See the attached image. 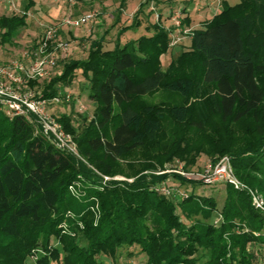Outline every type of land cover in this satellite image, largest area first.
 Listing matches in <instances>:
<instances>
[{
    "label": "trees",
    "instance_id": "16d2710c",
    "mask_svg": "<svg viewBox=\"0 0 264 264\" xmlns=\"http://www.w3.org/2000/svg\"><path fill=\"white\" fill-rule=\"evenodd\" d=\"M126 1L120 0L122 8ZM24 4L28 11L36 0ZM222 4L205 27L194 30L189 51L181 52L166 69L161 56L168 51L171 36L161 22L148 26L151 34L113 49H104L103 38L95 39L86 58L63 63L61 73L43 91L48 98L58 95L73 84L78 70L88 79L96 107L94 119L83 125L84 134L72 113L55 114L85 156L103 154L114 162L160 133L167 117L182 124L190 118V105L197 102L204 108L210 101L223 121L247 115L254 119L251 143L236 151L227 142L210 156L216 162L218 154H228L235 174L264 195V0ZM27 18L26 12L0 15V47L28 24ZM185 22L190 23L189 15ZM159 88L181 94L183 102L163 107L143 103L144 95ZM192 97L197 101L189 103ZM215 130L216 143L221 131ZM183 160L186 167L194 165ZM169 176L143 173L122 183L124 188L106 192L89 188V194L101 201L100 222L94 225L83 217L87 226L83 238L68 237L57 227L64 213L72 209L80 215L87 208L69 187L82 177L97 184L98 175L59 149L32 121L10 119L0 110V264H23L40 241L48 245L55 238L61 246L40 264H105L102 255L117 264L120 249L135 246L146 254L147 264H255L264 251V212L252 205L249 193L229 183L213 184L225 189L219 205L214 197L194 193L202 182L174 174L178 184L172 186L186 188L189 197L158 195L152 187ZM150 203L154 214L146 217Z\"/></svg>",
    "mask_w": 264,
    "mask_h": 264
},
{
    "label": "rangeland",
    "instance_id": "374dc122",
    "mask_svg": "<svg viewBox=\"0 0 264 264\" xmlns=\"http://www.w3.org/2000/svg\"><path fill=\"white\" fill-rule=\"evenodd\" d=\"M16 1V0H15ZM37 6L29 10L28 24L25 27L20 28L18 34L11 40L0 47V57L3 59L2 64L9 63L6 60L8 57H14L23 54L26 50L33 48L41 40L48 27L56 25L59 21L71 13L73 15H80L85 12L95 10L98 16L94 22L83 25L80 28H59L58 38L63 39L67 43L73 42V40H79V42H73L69 47L72 48V54L61 57L57 60V66L54 71L37 81L29 82V87L41 92L44 97L43 89L48 82L54 77L55 74L61 73L63 69V63L69 59L85 58L87 56L90 43L93 39H104V49H113L116 44L122 46L130 41H134L143 35L151 34L148 26L157 22L156 13H162L161 23L164 27L171 25L170 18L173 13L178 10H182L185 7L195 14L198 20L201 19L198 13L200 7L210 6L213 8L218 5V0H127L126 5L122 8L120 0H73L72 5L70 0H36ZM222 3H228L234 5L239 0H221ZM0 3V15L1 14H24L26 8L24 3L27 0L16 1V8H10L7 0H2ZM220 6V10L222 9ZM44 7V8H43ZM52 7H56L53 10V16L45 17ZM120 8H122L120 10ZM141 8V11L137 12ZM157 10V11H156ZM212 10V9H210ZM59 17L54 18V12H58ZM214 12V10H213ZM211 11L210 17L204 22H197L195 24L186 23L193 28L205 27L212 18L219 12L213 13ZM46 14V15H45ZM137 15V16H136ZM136 19L139 20V24L136 25ZM90 29V36H86ZM74 30H77L78 34L82 33L83 36H75ZM77 34V35H78ZM81 35V34H80ZM1 38V35H0ZM192 36L183 37L181 42L175 46H170L168 51L161 56L162 68L166 69L172 60H174L181 52L189 51L191 47ZM6 48H3V47ZM62 56V54H60ZM17 59L18 58L17 56ZM22 59V58H21ZM196 72V71H195ZM193 72V74H195ZM54 73V74H53ZM197 73V72H196ZM67 90H70L72 97L69 101L63 100L61 103L49 105V110L54 115H60L62 113H68L73 115L75 124L82 127L80 134H84L85 126L89 125V122L94 119V111L96 103L89 97V81L86 79L81 71H77V76L70 87L62 88L59 94L63 95ZM207 98V97H202ZM204 101L206 99H203ZM142 101L145 104L156 105L163 107L170 104H181L183 102V96L176 92H170L164 88H159L153 93L144 95ZM197 101L196 98H190L189 103ZM84 107V108H81ZM201 107V108H200ZM202 106H199L197 102L194 105H190V118L186 122L179 124L174 119L167 117L164 121L163 130L157 135L150 137L146 140L145 144L136 148L124 157L111 161L104 157L103 154L98 156L94 154V158L85 156V152L80 150L79 143L74 138V135L67 132L62 125L66 133L72 137L73 143L76 144L77 154L75 155L79 160L88 165L98 175L99 180L97 184L87 183L84 178L75 180L69 187V192L78 201L87 205V208L80 215H76L75 211L67 210L63 219L59 221L58 228L60 233L74 239H81L84 236L87 228L85 220L91 219L94 225H98L102 216L101 201L98 195L92 193L89 194L88 189H96L100 192H106L109 189L124 188L122 183L133 182L138 176L143 173H155V174H170L165 180L158 182L152 189L157 192L158 195H165L158 186L164 183L167 187L181 189L185 191V196L180 198L181 200L189 197L190 192L184 187H174L172 184L175 182L178 184V179L174 177V174L181 175L187 179L202 182L204 185H197L194 189V193L200 196L214 197L219 205H222L225 198V189L223 185L213 186L205 184L202 180L196 178H188L184 175L186 172H203L208 166H212L219 162L224 157H231L228 154H218L217 161L213 162L211 154L214 151L222 147L224 144L231 143L233 149L240 150L246 145L251 143L255 138L254 129L255 121L249 115L242 117L239 120H225L221 119V115L217 113L213 102H206ZM61 123V122H60ZM62 124V123H61ZM203 128H199L200 126ZM227 125V126H226ZM219 128L221 133H218V139L215 143V129ZM218 131V130H217ZM226 131V132H224ZM231 131V132H230ZM230 132V133H229ZM229 133V135H228ZM210 135V136H209ZM221 136V137H220ZM174 156L172 159L169 157ZM183 159H189L194 164L193 166L186 167ZM101 162V164L99 163ZM232 163V160H231ZM100 165V166H99ZM157 165V168H154ZM234 170L233 164H231ZM108 173L106 174L105 171ZM237 176V175H236ZM238 177V176H237ZM239 178V177H238ZM240 179V178H239ZM241 180V179H240ZM242 181V180H241ZM244 182V181H243ZM245 183V182H244ZM246 184V183H245ZM248 185V184H246ZM220 187V188H219ZM257 195L264 199L263 193L257 189L248 185ZM251 197L252 205L258 209L253 202V198L249 191H247ZM151 204L147 206L146 217H152L154 214V208ZM264 212V209H259ZM180 212V210H179ZM84 213V214H83ZM186 221L187 219L183 217ZM221 218L217 219L218 222ZM82 243H86L82 239ZM61 246V242L58 239H52V241L45 245L43 242H39L34 246L28 255L25 257L23 264H40V260L43 257H49L53 254L57 247ZM13 249V248H11ZM133 252L130 254V252ZM258 259L255 264H264V251H260ZM102 260L105 264H116L111 257L102 255ZM119 264H147V256L141 252L140 246H135L130 249H120V255L118 259ZM117 263V264H118ZM52 264H62L60 261H54Z\"/></svg>",
    "mask_w": 264,
    "mask_h": 264
},
{
    "label": "built area",
    "instance_id": "2783aa9c",
    "mask_svg": "<svg viewBox=\"0 0 264 264\" xmlns=\"http://www.w3.org/2000/svg\"><path fill=\"white\" fill-rule=\"evenodd\" d=\"M70 2L74 4L73 0ZM7 3L10 8H16L15 0H7ZM221 4L222 1L218 0V5L213 7L215 13L220 11ZM188 15L189 10L182 9L171 16V25L165 27L171 36L170 46L179 44L183 37L193 36V28L184 24ZM97 16L98 13L95 10L80 15L69 14L56 25L48 27L38 44L23 53L22 59H15L5 64L0 63V110L10 119L24 117L32 121L37 130L47 136L59 149L72 154H77L76 144L65 132L57 117L49 110L50 104H58L63 100L69 101L72 93L67 90L63 95L58 94L48 98L28 85L31 81L47 76L50 67L57 65L59 54L64 56L69 54L70 44L58 38L59 28H80L94 22ZM156 18L157 22H161L162 13L157 12ZM231 164V159L227 156L216 164L208 166L203 172H186L184 175L202 180L209 185L224 182L238 190L249 191L254 205L258 209H264V199L236 176ZM158 188L167 196L183 198L186 195L185 191L167 187L164 183H161Z\"/></svg>",
    "mask_w": 264,
    "mask_h": 264
},
{
    "label": "crops",
    "instance_id": "0c3cea01",
    "mask_svg": "<svg viewBox=\"0 0 264 264\" xmlns=\"http://www.w3.org/2000/svg\"><path fill=\"white\" fill-rule=\"evenodd\" d=\"M2 0H0V3H2L1 2ZM17 1V0H16ZM18 1H20V0H18ZM210 4H212V3H210ZM210 4H208L207 6H204V7H200L199 9H198V13H197V15H199L200 17H201V19L200 20H198V18L196 17V15L195 14H191V12L189 11V16H190V24H195V23H197V22H204V21H206L207 20V18L208 17H210V16H212V15H210V13H211V11L213 12V8L210 6ZM37 6V1H36V5L34 6V7H36ZM33 7V8H34ZM44 8V7H43ZM54 8H56V7H52L51 9H50V12H48L47 13V15L45 16V17H48L49 18V16L51 15V16H53V10H54ZM210 9H212V10H210ZM56 10V9H55ZM54 10V11H55ZM25 12L27 13V15H30V12H29V10L28 11H26L25 10ZM24 12V13H25ZM59 13H60V11H58L57 13L56 12H54V15H55V17L54 18H58L59 16ZM214 13V12H213ZM69 14H72V12L71 13H69ZM69 14H67V15H69ZM1 15H8V14H1ZM13 15V14H12ZM76 15H78V14H76ZM29 17V16H28ZM27 21H28V18H27ZM63 28H66V27H63ZM91 29H90V31L88 32V33H86V34H88V35H86V36H90V34H91ZM74 32L75 33H77L78 31L77 30H74ZM78 34V33H77ZM75 34V36H83V34L82 33H80V34ZM93 40H95V39H93ZM92 40V41H93ZM191 40H192V38H191ZM92 41H91V43H92ZM73 42H79V40H73ZM73 42H71L70 43V45H72V43ZM90 43V44H91ZM3 46V45H2ZM1 46V47H2ZM3 48H6L5 46L3 47ZM2 50V49H1ZM0 50V51H1ZM70 54H72V48L70 47ZM88 54V53H87ZM22 55L23 54H19V55H17L18 56V58H21L22 57ZM17 56L16 57H14V59L13 60H15V59H17ZM61 57L62 58H64L65 56L64 55H58V60H60L61 59ZM87 57V56H86ZM85 57V58H86ZM75 59H82V58H75ZM12 60V57H8V59L6 60L7 62H11V61H13ZM1 62H3V59H1V57H0V63ZM57 66V65H56ZM56 66L55 67H50V69H49V72L51 73L52 71H54L55 70V68H56ZM54 74V73H53ZM56 75V74H55ZM68 87H70V86H66V88H68Z\"/></svg>",
    "mask_w": 264,
    "mask_h": 264
}]
</instances>
